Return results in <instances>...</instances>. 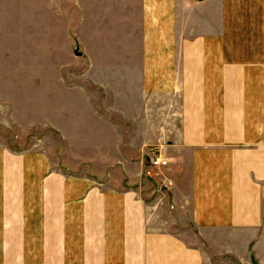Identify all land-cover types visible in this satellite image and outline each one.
<instances>
[{
  "label": "crops",
  "instance_id": "obj_1",
  "mask_svg": "<svg viewBox=\"0 0 264 264\" xmlns=\"http://www.w3.org/2000/svg\"><path fill=\"white\" fill-rule=\"evenodd\" d=\"M103 1L116 19L98 37L93 18L76 83L47 82L46 116L127 180L0 145V264H205L161 215L209 233V264H264V0ZM21 2L0 0L1 33L19 34ZM151 147L170 163L149 180Z\"/></svg>",
  "mask_w": 264,
  "mask_h": 264
},
{
  "label": "rangeland",
  "instance_id": "obj_2",
  "mask_svg": "<svg viewBox=\"0 0 264 264\" xmlns=\"http://www.w3.org/2000/svg\"><path fill=\"white\" fill-rule=\"evenodd\" d=\"M21 3L22 22L15 25L19 36L16 38L8 32H0V145L54 154L55 159L67 167L68 173H86L89 178L105 185L116 184L112 181L118 180L120 187L127 180L126 167L121 170L106 168L109 154L94 153L93 137L74 136V131L65 137L59 131L51 130L50 118L46 116V99L50 96L47 94V82L53 80L56 84L65 78L66 82L76 83L82 47L94 45L93 22L98 17L95 26L98 37L107 35L111 21L116 19L107 14L117 10L118 4L111 6L103 0H98L96 6H93V0H22ZM8 27L9 24L6 25ZM15 89L21 98L17 103L14 100ZM82 132L85 135L90 131ZM160 208L163 214L164 204ZM161 221H167V230L188 244L201 246L200 250L208 256L205 264H209V247H206L209 246V233L173 225L168 215H161Z\"/></svg>",
  "mask_w": 264,
  "mask_h": 264
},
{
  "label": "built area",
  "instance_id": "obj_3",
  "mask_svg": "<svg viewBox=\"0 0 264 264\" xmlns=\"http://www.w3.org/2000/svg\"><path fill=\"white\" fill-rule=\"evenodd\" d=\"M147 156L148 160L144 168V176L147 178L158 177L160 170L170 163V156L165 155L161 148L151 147Z\"/></svg>",
  "mask_w": 264,
  "mask_h": 264
}]
</instances>
